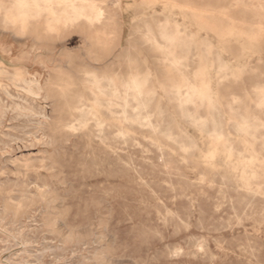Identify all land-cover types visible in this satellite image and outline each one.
Instances as JSON below:
<instances>
[{"label": "rangeland", "instance_id": "374dc122", "mask_svg": "<svg viewBox=\"0 0 264 264\" xmlns=\"http://www.w3.org/2000/svg\"><path fill=\"white\" fill-rule=\"evenodd\" d=\"M129 1L132 5H130ZM139 1L140 0H122L123 12L120 18L122 29L121 44L106 58L98 51L96 55L103 60L96 63L90 62V60L87 59L88 57L85 55V52L88 46L83 43L82 38L78 34H62L60 37H54L52 40L47 41L49 47L47 52L41 54L40 51H32V39L28 38L26 34H16L13 29L5 30L1 23L3 17L0 15V135L2 136H0V143H3V145L5 144L4 146L0 144V148L2 149L0 150V167H3L0 168V264H264V194L256 193V196L254 194L253 198V193L239 185L242 184L239 178V172L230 169L231 167H229L228 163L225 161V156L221 152L218 151L212 159L208 158L209 156H207L206 153L208 148H211L214 141L209 135L210 125H208L206 129H200L196 126L195 128L189 121L184 120L179 115L175 104L166 98L163 91H159L160 88L157 87L156 82V90L158 94L162 96L160 108H162L163 112L159 114V108L156 107L157 99H152L149 110L155 113H153L152 116V120H154L153 124L156 127L155 130H151L147 125L143 124L126 123L124 127L130 131L132 137L130 136V138L127 139L128 141L126 140V142H123L118 137L119 140L116 139L114 127V129L112 128L113 130H110L111 133L108 135L109 142L112 146V151L109 152L103 151L96 140L92 147L89 148L87 147L85 137L72 135L71 132H65L59 129L72 115L76 114L72 107L75 102L72 94H66L64 96L51 94L50 96H46L43 92L35 95L25 90L30 78L32 79L39 75L42 76L41 83L45 86L49 80L54 79L55 71L61 67L71 68L73 70V80L78 79L83 69L91 68L92 66H95L98 72H114L117 73L118 76L121 75L122 77H126L131 68L129 67V63H126L123 59L117 62V56L124 49H128L130 57L137 61L136 67L139 68V71H143L145 67L149 68L156 81L168 83L170 77L179 80L180 77L178 74H166V67L159 65L157 54L150 51L147 46L143 45L140 41V35L143 34L145 30V22L150 21L155 14L157 16H163L161 6L157 5V9H153L146 4H140L142 1ZM225 1L178 0V5L175 7V9H178L175 10L173 8L172 13L169 14V18L177 22L180 27L183 26L182 28H185L189 34L193 35L194 39L196 38V53H200L199 50L202 47L200 41L206 40L211 43L213 52H217L220 58L226 61L224 63L229 64L228 67L230 71H235L242 66H246L247 68L238 76L236 79L238 81L231 79V77L223 81V79H218V76H220V73L218 74L216 70L218 62H214L215 60L213 59L215 56L213 53L208 54L209 56L206 55L207 57L205 56V62H199L198 58H196L197 56H193L191 61L189 59L186 61V70L184 68L182 69L185 71L184 75L186 78H189L188 81L198 84L200 78L198 70L204 65L206 66L205 70L207 72V77L210 79L211 88L214 89V92H217L218 101L224 103L236 97L242 100L248 109H252L253 87L259 83L264 84V34H262L261 40L259 39L258 42L252 43L246 41L245 36H242V38H240L241 40H235L233 35H236L234 33L238 30L235 28H245L242 25L240 26L243 20L248 23H264V13L259 11L261 15H256L253 11V9H255L254 7H241L240 3L242 0ZM243 1L246 2L245 4L254 3L257 5L259 3L264 5V0ZM138 5L141 6L139 7ZM187 6L188 9L190 8L189 10ZM221 7L222 9H220ZM238 7L240 9H237ZM204 8L207 9L205 10ZM211 9L214 10L212 11ZM204 10L205 12L203 13ZM203 15L206 17L203 18ZM210 17L213 18L211 19ZM181 19H183V21ZM212 20L217 22L215 23ZM235 21L236 23L238 22L237 24L239 26ZM205 22L208 23L206 24ZM212 22L215 25L214 27L210 26ZM231 22L236 24L235 28H233L231 24L228 25ZM194 23L197 24L195 25ZM205 25H207L206 28ZM217 26L225 29L223 31V29L218 27L220 31L222 30L224 32L223 37L219 38L218 34H216L218 32L217 30H219L216 28ZM229 29L231 31L234 30L231 33L232 35L227 32L225 33V31H230ZM221 38L225 39L222 40ZM219 45H221V47ZM241 47H243V50H241ZM210 68L212 69L210 70ZM186 73H188V75H186ZM66 77L67 75L65 74L61 76L62 79H66ZM220 80H222V82ZM217 82L221 85L219 86ZM212 85L214 87H212ZM156 109H158V111ZM192 109L191 106L187 107V110ZM169 113H171L172 116ZM259 113L264 119V112L260 111ZM199 114H205L203 108L199 109ZM224 116L223 117L227 119V115ZM34 117H36V119ZM11 120L13 121L11 122ZM145 127L147 129H145ZM226 128L227 127L224 126V131H228V128ZM17 130H20V132ZM167 131L170 132L169 134L172 136L171 139H166L164 136V134L168 133ZM261 131L262 130L259 132ZM34 134L36 135L34 136ZM157 134L161 135L158 136ZM199 136H201L200 139ZM233 139H235V137H233ZM165 140H167V142ZM114 142L117 146H115ZM187 142H189V144ZM157 144L160 147H158ZM181 146L187 147L188 153L185 152ZM237 147H240V145H237ZM193 148L195 149L193 150ZM218 148L221 150L220 145ZM156 149L159 151L156 152ZM144 151L148 152L145 153ZM262 151L259 156L261 157L260 160H262L261 164L264 166V150ZM200 153H202V155ZM36 154L38 155L36 156ZM203 156L204 159L202 158ZM237 157L238 155H235L232 158L236 159ZM81 158L82 160H80ZM91 159L94 160L92 161ZM205 159L207 161L208 159L210 160L206 162ZM17 162L20 164H17ZM209 162L212 163L213 166H210L208 164ZM160 163L163 164V169ZM139 165L141 166V170ZM263 166H260L261 169L259 168V171L264 174ZM206 167H209L208 170ZM225 167L226 169L229 167V169H227L229 172L226 171ZM212 168L214 171L216 168V172H214ZM124 169L127 171H124ZM176 172H181V174ZM158 175H161V177ZM213 177L215 179L218 178L215 180ZM218 179L220 184L217 183ZM226 179L229 181V184ZM237 179H239V181ZM262 180L264 181L263 176L259 181ZM183 181L187 185H185ZM8 183H10V185ZM147 184L149 185L146 186ZM153 185H155V187ZM214 186L218 187L216 188ZM262 187L264 189V184ZM236 192L240 193L237 194ZM233 194L235 196L238 195V198H234ZM41 199H43V201ZM236 200L238 201L235 202ZM53 201H55L54 204ZM233 201L237 203V206L236 204L233 205ZM239 202H242V205H240ZM228 207L231 210H229ZM245 210L248 211L246 212ZM148 222H150V224ZM172 225L174 227H172ZM144 227L147 229L146 231ZM172 231H174V233Z\"/></svg>", "mask_w": 264, "mask_h": 264}, {"label": "bare ground", "instance_id": "6f19581e", "mask_svg": "<svg viewBox=\"0 0 264 264\" xmlns=\"http://www.w3.org/2000/svg\"><path fill=\"white\" fill-rule=\"evenodd\" d=\"M128 1V0H127ZM142 3L150 8H156L157 5L161 6L163 16H153L150 21H146L144 25V33L140 35V41L143 45L157 54V60L166 67V74L179 75V80L172 77L168 79V83L158 82L153 78V74L149 68L145 67L143 71H139L136 67V60L132 59L129 55V50L124 49L117 56V62L125 61L129 63L130 71H128L126 77L118 76L117 73L110 72H98L95 66L91 68H85L82 70L77 80L72 79L73 70L71 68H60L55 71L53 80H49L48 83L43 86L41 83L42 76L30 78L27 82L25 90L31 94L45 93L46 96L51 94H58L64 96L66 94H72L75 100L73 111L76 114L72 115L70 119L63 123L59 129L65 132H71L72 135H80L85 137L87 147L91 148L94 141L101 146L105 152L112 151V146L109 142L108 135L110 130L115 127L116 139L120 138L121 141L126 142L130 138V131L124 127L126 123H137L147 125L151 130H155L152 120L153 113L149 110L152 99L156 98V107L159 108V114H161L162 108H160L162 96L158 94L155 86L159 87V91H163L166 98L175 104L179 115L189 121L194 127L203 129L210 125L209 135L214 139L211 148H208L206 153L208 158L221 152L225 157V161L228 163L231 170L239 172V178L246 190L253 193L264 194L262 185L264 181H259L263 173H260L259 168L263 166L262 160H260V152L264 150V119L259 115L260 111L264 112V84L259 83L253 87V108L248 109L242 100L233 97L230 100L221 103L217 100V92H214L211 88L210 79L207 77V72L203 64L198 70L200 76L199 83H190L182 69L186 68V61H191L193 56H197L199 62H205L206 55L213 53L215 58L214 62H218L217 71L220 76L218 79L227 80L228 77L236 80L238 76L243 73L247 68L242 66L235 71H230L224 60L220 58L217 52H213L212 45L209 41H200L201 48L200 53H196V38L189 34V32L180 27L177 22L169 18V14L172 13L173 8L177 7L178 0H140ZM139 1V2H140ZM183 1V0H182ZM222 1V0H220ZM225 1V0H224ZM251 0H248L250 2ZM226 2V1H225ZM232 2V1H231ZM128 3V2H126ZM130 3V1H129ZM138 3V2H137ZM222 3V2H221ZM228 3V1H227ZM245 1H241V7H254L253 11L256 15L261 12L264 13V5L254 3L245 4ZM263 3V2H262ZM130 5H132L130 3ZM137 5V4H136ZM186 5V4H185ZM225 5V4H224ZM235 5V4H234ZM139 6V5H138ZM141 6V5H140ZM139 6V7H140ZM192 6V5H191ZM208 6V5H207ZM126 7V6H125ZM143 7V6H142ZM145 7V6H144ZM186 7V6H185ZM128 8V7H127ZM133 8V7H132ZM149 8V9H150ZM209 8V7H208ZM233 8V7H231ZM235 8V7H234ZM157 9V8H156ZM178 9V8H177ZM175 9V10H177ZM182 9V8H181ZM188 9V6H187ZM190 9V8H189ZM188 9V10H189ZM192 9V8H191ZM199 9V8H198ZM202 9V8H201ZM205 10L207 8H204ZM219 9V8H218ZM222 9V7L220 8ZM219 9V10H220ZM230 9V8H229ZM236 9V8H235ZM237 9H240L239 7ZM180 10V9H179ZM184 10V9H183ZM195 10V9H193ZM192 10V11H193ZM203 11V13L205 12ZM210 10V9H209ZM212 10V9H211ZM214 10V9H213ZM212 10V11H213ZM227 10V8H226ZM234 10V9H233ZM151 11V10H150ZM201 11V10H200ZM123 12L122 0H0V15H2V25L5 30L13 29L16 34H26L28 38L32 39V51H40V53L47 52V41L52 40L54 37H60L62 34H78L83 43L88 46L85 55L90 62H99L103 60L99 58L96 53L99 51L103 54V57H109L114 49H117L121 44V15ZM131 12V11H129ZM147 12V11H146ZM152 12V11H151ZM157 12V10H156ZM221 12V10H220ZM125 13V11H124ZM142 13V12H141ZM179 13V11H178ZM196 13V12H194ZM211 13V12H210ZM209 13V14H210ZM216 13V12H215ZM219 13V12H218ZM226 13V12H224ZM222 13V14H224ZM127 14V13H126ZM133 14V12H132ZM159 14V13H157ZM182 14V13H181ZM198 14V13H197ZM212 14V13H211ZM214 14V13H213ZM221 14V13H220ZM161 15V14H160ZM177 15V14H176ZM195 15V14H194ZM202 15V14H201ZM207 15V14H206ZM138 16V15H135ZM134 16V17H135ZM172 16V15H171ZM180 16V15H179ZM188 16V15H187ZM191 16V15H190ZM200 16V15H199ZM210 16V15H209ZM215 16V15H214ZM127 17V16H126ZM142 17V16H141ZM145 17V16H144ZM143 17V18H144ZM181 17V16H180ZM206 17L203 15V18ZM221 17V16H220ZM209 18V17H208ZM211 18V17H210ZM213 18V17H212ZM211 18V19H212ZM223 18V17H222ZM187 19V18H186ZM202 19V17H201ZM228 19V18H227ZM137 20V19H136ZM183 21V19H181ZM193 20V19H192ZM195 20V19H194ZM218 20V19H217ZM220 20V19H219ZM225 20V19H223ZM138 21V20H137ZM180 21V20H179ZM198 21V20H197ZM200 21V19H199ZM203 21V20H202ZM205 21V20H204ZM208 21V20H207ZM213 21V20H212ZM228 21V20H227ZM226 21V22H227ZM129 22V21H128ZM134 22V20H133ZM132 22V23H133ZM193 22V21H192ZM215 22V21H213ZM210 26L214 27V23ZM217 22V21H216ZM215 22V23H216ZM225 22V23H226ZM188 23V21H187ZM200 23V22H199ZM202 23V22H201ZM206 23V22H205ZM208 23V22H207ZM206 23V24H207ZM228 23V22H227ZM226 23V24H227ZM236 23V21H235ZM229 23L233 28L238 23ZM138 24V23H137ZM195 24V23H194ZM197 24V23H196ZM195 24V25H196ZM204 24V23H203ZM220 25V23L218 22ZM141 25V24H140ZM194 25V26H195ZM217 25V24H216ZM238 25V24H237ZM245 28H235L236 35H233L236 39L245 36V40L249 43L258 42L261 40L262 34H264V23L261 22H246L242 21L240 26ZM198 26V25H197ZM203 26V25H201ZM207 25H205L206 28ZM239 26V25H238ZM237 26V27H238ZM217 26V29H223V27ZM228 27V26H227ZM136 28V27H135ZM196 28V27H194ZM197 29V28H196ZM201 29V28H199ZM209 29V28H208ZM217 30L218 37L224 36V30ZM227 29V28H226ZM198 30V29H197ZM203 30V29H201ZM211 30V28H210ZM209 30V31H210ZM230 30V29H229ZM139 31V30H138ZM190 31V30H189ZM200 31V30H198ZM204 31V30H203ZM234 30L225 31L231 34ZM134 32V31H133ZM140 32V31H139ZM195 32V31H194ZM207 32V31H206ZM197 33V32H195ZM204 33V32H203ZM214 33V32H213ZM199 34V33H198ZM220 35V36H219ZM232 35V34H231ZM230 35V36H231ZM205 36V35H204ZM203 36V37H204ZM217 36V35H216ZM226 36V34H225ZM229 36V35H228ZM196 37V34H195ZM206 37V36H205ZM127 38V37H126ZM208 38V37H207ZM227 38V37H226ZM232 38V37H231ZM230 38V39H231ZM222 39V38H221ZM225 39V38H224ZM222 39V40H224ZM229 39V37H228ZM244 39V38H243ZM16 40V39H15ZM218 40V39H217ZM221 40V41H222ZM241 40V39H240ZM244 40V41H245ZM220 41V39H219ZM232 41V40H231ZM239 41V40H238ZM243 42V41H242ZM222 43V42H221ZM237 43V42H236ZM247 43V42H246ZM127 44V42H126ZM224 44V43H222ZM228 44V43H226ZM244 44V43H243ZM257 44V43H256ZM230 45V44H229ZM221 47V45H219ZM228 46V45H227ZM245 46V45H244ZM224 47V45H223ZM238 47V46H237ZM137 49V48H136ZM223 49V48H221ZM135 50V49H134ZM218 50V49H217ZM243 50V47H241ZM144 52V51H143ZM248 52V51H246ZM259 52V51H258ZM139 53V52H138ZM223 53V51H222ZM68 54V53H67ZM72 54V53H70ZM144 54V53H143ZM229 54V53H228ZM255 55V54H254ZM137 56V55H136ZM147 56V55H146ZM206 56V57H205ZM209 56V55H208ZM213 56V55H212ZM147 58V57H146ZM233 58V57H232ZM244 58V57H242ZM152 59V58H151ZM237 59V58H236ZM241 59V58H240ZM156 60V59H155ZM195 60V59H194ZM209 60V59H208ZM43 62V61H40ZM65 62V61H64ZM145 62V60H144ZM209 62V61H208ZM123 63V62H122ZM156 63V62H155ZM192 63V62H191ZM83 64V63H82ZM81 64V65H82ZM140 64V63H139ZM151 64V63H150ZM158 64V63H157ZM193 64V63H192ZM197 64V62H196ZM233 64V63H232ZM149 65V64H147ZM211 65V64H209ZM234 65V64H233ZM192 66V65H191ZM190 66V67H191ZM196 66V65H195ZM128 67V66H127ZM149 67V66H148ZM193 67V66H192ZM191 67V68H192ZM124 68V66H123ZM133 68V69H132ZM151 68V67H150ZM195 68V67H193ZM5 69V67H4ZM25 69V68H24ZM209 69V68H208ZM212 68H210L211 70ZM214 69V68H213ZM118 70V69H117ZM125 70V69H124ZM153 70V68H152ZM186 70V69H185ZM192 70V69H191ZM251 70V69H250ZM119 71V70H118ZM188 71V70H187ZM196 71V70H195ZM194 71V72H195ZM216 71V72H217ZM126 72V71H124ZM222 72V74H221ZM163 73V72H162ZM175 73V74H174ZM209 73V72H208ZM213 73V72H212ZM2 74V73H1ZM67 75L66 79H62V75ZM126 74V73H125ZM164 74V73H163ZM191 74V73H190ZM194 74V73H192ZM210 74V73H209ZM3 75V74H2ZM34 75V74H33ZM51 75V74H49ZM188 75V73H186ZM211 75V74H210ZM8 76V75H7ZM190 76V75H189ZM214 76V75H213ZM65 77V76H64ZM164 77V76H163ZM168 77V76H167ZM217 77V76H216ZM215 78V77H214ZM241 78V77H240ZM166 79V78H165ZM191 80V79H190ZM193 80V79H192ZM215 80V79H214ZM11 81V80H10ZM222 82V80H220ZM238 81V80H236ZM26 82V81H25ZM196 82V81H195ZM241 82V81H240ZM216 83V82H215ZM218 83V82H217ZM15 84V83H14ZM20 84V83H19ZM214 84V83H212ZM228 84V83H227ZM235 84V83H234ZM242 84V82H241ZM16 85V84H15ZM18 85V84H17ZM219 85V83H218ZM221 85V84H220ZM219 85V86H220ZM233 85V84H232ZM244 85V84H243ZM212 87H214L212 85ZM243 87V86H242ZM24 88V87H23ZM21 89V88H20ZM216 90V89H215ZM3 91V90H2ZM217 91V90H216ZM5 92V91H4ZM25 92V91H24ZM248 92V91H247ZM162 93V92H161ZM250 94V95H251ZM18 95V94H17ZM4 96V95H3ZM20 96V95H19ZM22 96V95H21ZM31 96V95H30ZM163 96V97H165ZM7 97V96H6ZM12 98V97H11ZM10 98V99H11ZM164 98V99H166ZM222 98V97H221ZM230 98V97H229ZM247 98V94H246ZM4 99V98H3ZM7 99V98H6ZM13 99V98H12ZM11 99V100H12ZM26 99V98H25ZM23 99V100H25ZM19 100V99H18ZM163 100V99H162ZM245 100V99H244ZM16 101V100H15ZM70 101V100H69ZM73 101V99H72ZM23 102V101H22ZM10 103V101H9ZM164 103V102H163ZM167 103V100H166ZM25 104V103H24ZM27 104V103H26ZM155 104V103H154ZM13 106V105H12ZM11 106V107H12ZM154 106V105H153ZM169 106V103H168ZM191 106L192 110H187V107ZM8 107V106H7ZM67 107V106H66ZM10 108V106H9ZM169 108V107H168ZM203 108L205 114L200 115L199 109ZM43 109V108H42ZM166 109V108H165ZM171 109V108H170ZM14 110V109H13ZM51 110V109H50ZM158 111V109H156ZM6 111V110H5ZM19 111V110H18ZM24 111V109H23ZM10 112V111H9ZM16 112V111H15ZM28 112V111H27ZM71 112V111H70ZM156 112V111H155ZM171 112V111H170ZM14 113V112H13ZM17 113V112H16ZM20 113V112H19ZM23 113V112H22ZM173 113V112H172ZM11 114V113H10ZM24 114V113H23ZM21 114V115H23ZM132 114V116H131ZM155 114V113H154ZM158 114V113H157ZM171 115V113H169ZM175 114V113H174ZM18 115V114H17ZM26 115V113H25ZM31 115V114H30ZM227 115V119L224 118ZM34 116V115H33ZM159 116V115H158ZM172 116V115H171ZM224 116V117H223ZM17 117V116H16ZM30 117V116H29ZM155 117V116H154ZM36 119V117H34ZM33 118V119H34ZM156 118V117H155ZM160 118V117H159ZM169 118V117H168ZM174 118V117H173ZM12 119V118H11ZM43 119V118H42ZM161 119V118H160ZM1 120V119H0ZM18 120V119H16ZM180 120V119H179ZM178 120V121H179ZM13 120H11L12 122ZM19 121V120H18ZM24 121V120H23ZM32 121V120H31ZM157 121V120H156ZM1 122V121H0ZM30 122V119H29ZM36 122V121H35ZM45 122V121H44ZM24 123V122H23ZM173 123V122H172ZM179 123V122H177ZM7 124V123H6ZM37 124V123H36ZM39 124V123H38ZM42 124V123H41ZM156 124V123H155ZM161 124V122H160ZM166 124V123H165ZM175 124V123H174ZM190 124V125H191ZM19 125V124H18ZM23 125V124H22ZM179 125V124H178ZM7 126V125H6ZM9 126V125H8ZM13 126V125H12ZM17 126V125H15ZM34 126V125H33ZM132 126V124H131ZM137 126V125H136ZM157 126V125H156ZM176 126V125H175ZM185 126V125H184ZM224 126L228 128V131H224ZM29 127V126H28ZM143 127V126H142ZM181 127V126H180ZM191 127V126H190ZM195 127V128H196ZM13 128V127H12ZM34 128V127H33ZM139 128V126H138ZM141 128V127H140ZM226 128V129H227ZM25 129V128H24ZM32 129V128H31ZM112 129V130H113ZM145 129H147L145 127ZM181 129V128H180ZM7 130V129H6ZM21 130V129H20ZM20 130L18 132H20ZM23 130V129H22ZM27 130V129H25ZM169 130V128H168ZM177 130V129H176ZM262 130L261 132H259ZM5 131V130H4ZM15 131V130H14ZM38 131V130H37ZM132 131V129H131ZM159 131V130H158ZM166 131V129H165ZM186 131V130H185ZM204 131V130H203ZM7 132V131H6ZM13 132V131H12ZM22 132V131H21ZM29 132V131H28ZM42 132V131H39ZM152 132V131H151ZM164 132V131H163ZM168 132V131H167ZM178 132V131H177ZM194 132V131H193ZM15 133V132H13ZM37 133V132H36ZM43 133V132H42ZM157 133V132H156ZM170 132L164 134V136L171 139ZM187 133V131H186ZM204 133V132H203ZM2 134V133H1ZM138 134V133H137ZM178 134V133H177ZM193 134V133H192ZM36 134H34L35 136ZM112 135V134H111ZM114 135V136H115ZM134 135V134H133ZM158 135V134H157ZM161 135V134H160ZM158 135V136H160ZM179 135V134H178ZM195 135V133H194ZM193 135V136H194ZM201 135V133H200ZM1 136V135H0ZM7 136V135H6ZM13 136V135H12ZM136 136V135H134ZM186 136V135H185ZM207 136V135H206ZM2 137V136H1ZM32 137V136H31ZM118 137V138H117ZM132 137V136H131ZM152 137V136H151ZM179 137V136H178ZM177 137V138H178ZM201 136H199L200 139ZM205 137V136H204ZM235 137V139H233ZM12 138V137H11ZM19 138V136H18ZM22 138V137H21ZM50 138V137H49ZM155 138V137H154ZM174 138V137H173ZM185 138V137H184ZM187 138V137H186ZM192 138V137H191ZM208 138V137H207ZM112 139V137H111ZM114 139V138H113ZM165 139V138H164ZM198 139V138H197ZM14 140V139H13ZM18 140V139H17ZM25 140V139H24ZM43 140V139H42ZM115 140V139H114ZM119 140V139H118ZM130 140V139H129ZM143 140V139H142ZM141 140V141H142ZM147 140V139H146ZM175 140V139H174ZM183 140V139H182ZM190 140V139H189ZM196 140V139H195ZM8 141V140H6ZM19 141V140H18ZM27 141V140H26ZM34 141V140H33ZM41 141V140H40ZM128 141V140H127ZM131 141V140H130ZM145 141V139H144ZM143 141V142H144ZM167 142V140H165ZM204 141V140H203ZM202 141V142H203ZM210 141V139H209ZM1 142V141H0ZM5 142V141H4ZM17 142V141H16ZM117 142V141H116ZM159 142V141H158ZM171 142V141H170ZM179 142V140H178ZM185 142V141H183ZM66 143V142H65ZM113 143V141H112ZM115 143V142H114ZM119 143V142H118ZM145 143V142H144ZM154 143V142H151ZM169 143V142H168ZM177 143V141H176ZM189 144V142H187ZM186 143V145H187ZM200 143V142H199ZM204 143V142H203ZM202 143V144H203ZM206 143V142H205ZM1 144V143H0ZM16 144V143H15ZM63 144V143H62ZM72 144V143H71ZM123 144V143H122ZM132 144V143H131ZM134 144V143H133ZM137 144V143H135ZM3 145V143L1 144ZM5 145V144H4ZM3 145V146H4ZM9 145V144H8ZM44 145V144H43ZM151 145V144H150ZM173 145V144H172ZM198 145V144H197ZM221 146L219 150L218 146ZM240 145V147H237ZM258 145V146H256ZM11 146V145H10ZM115 146L116 143H115ZM119 146V145H118ZM122 146V145H121ZM125 147V145L123 144ZM132 146V145H131ZM138 146V145H137ZM158 147H160L157 144ZM176 146V145H175ZM192 146V145H191ZM190 146V147H191ZM202 146V145H201ZM22 147V146H21ZM120 147V146H119ZM157 147V148H158ZM177 147V146H176ZM182 149L187 152L188 148L181 146ZM189 147V146H188ZM194 147V146H193ZM206 147V146H205ZM208 147V145H207ZM206 147V149H207ZM210 147V146H209ZM258 147V148H257ZM24 148V147H23ZM140 148V147H139ZM138 148V151H139ZM178 148V147H177ZM5 149V148H4ZM88 149V148H87ZM125 149V148H124ZM134 149V146H133ZM160 149V148H159ZM165 149V148H164ZM180 149V148H179ZM195 148H193L194 150ZM0 150H2L0 148ZM57 150V149H56ZM116 150V149H114ZM144 150V149H141ZM166 150V149H165ZM178 150V149H177ZM182 150V151H183ZM19 151V150H17ZM39 151V150H38ZM71 151V150H70ZM159 151L156 149V152ZM170 151V150H169ZM191 151V150H189ZM203 151V150H202ZM10 152V151H9ZM67 152V151H66ZM118 152V151H117ZM134 152V151H133ZM145 152V151H144ZM148 152V151H146ZM145 152V153H146ZM162 152V151H161ZM166 152V151H165ZM195 152V151H194ZM200 152V151H198ZM206 152V151H205ZM263 152V151H262ZM4 153V152H3ZM55 153V152H54ZM171 153V152H170ZM174 153V152H173ZM172 153V154H173ZM183 153V152H182ZM188 153V152H187ZM106 154V153H105ZM110 154V153H109ZM113 154V153H112ZM122 154V152H121ZM124 154V153H123ZM149 154V153H148ZM164 154V151H163ZM202 155V153H200ZM263 154V153H262ZM30 155V154H29ZM38 154H36L37 156ZM140 155V154H139ZM146 155V154H145ZM150 155V154H149ZM152 155V154H151ZM160 155V154H159ZM166 155V154H165ZM175 155V154H174ZM194 155V154H193ZM204 155V154H203ZM205 155V156H206ZM238 157L236 159L233 156ZM31 156V155H30ZM115 156V154H114ZM147 156V155H146ZM168 156V155H167ZM173 156V155H171ZM196 156V155H195ZM206 156V157H207ZM5 157V156H4ZM8 157V155H7ZM200 157V156H199ZM205 157V158H206ZM29 158V157H28ZM33 158V157H32ZM41 158V157H40ZM67 158V157H66ZM78 158V156H77ZM132 158V156H131ZM162 158V156H161ZM171 158V157H170ZM178 158V157H177ZM176 158V159H177ZM204 159V156L202 157ZM219 158V157H218ZM88 159V158H87ZM118 159V158H117ZM138 159V158H137ZM160 159V158H159ZM173 159V158H172ZM179 159V158H178ZM177 159V160H178ZM202 159V160H203ZM208 159V161L210 160ZM215 159V158H214ZM263 159V158H262ZM13 160V159H12ZM21 160V159H20ZM23 160V159H22ZM82 160V158L80 159ZM92 160V159H91ZM94 160V159H93ZM92 160V161H93ZM164 160V158H163ZM167 160V159H166ZM192 160V159H191ZM194 160V159H193ZM198 160V159H197ZM201 160V159H200ZM224 160V159H223ZM16 161V160H15ZM133 161V159H132ZM139 161V160H138ZM137 161V162H138ZM160 161V160H159ZM158 161V162H159ZM168 161V160H167ZM174 161V160H173ZM182 161V159H181ZM180 161V162H181ZM184 161V160H183ZM196 161V160H195ZM206 162H208L205 159ZM264 161V160H263ZM10 162V161H9ZM85 162V161H84ZM87 162V160H86ZM106 162V161H105ZM119 162V161H118ZM141 162V161H140ZM172 162V161H171ZM185 162V161H184ZM188 162V161H186ZM203 162V161H202ZM213 162V161H212ZM11 163V162H10ZM19 162H17L18 164ZM130 163V162H129ZM146 163V162H145ZM176 163V162H175ZM205 163V162H204ZM218 163V161H217ZM20 164V163H19ZM23 164V163H22ZM83 164V163H82ZM90 164V161H89ZM95 164V163H94ZM102 164V163H101ZM100 164V165H101ZM119 164V163H118ZM125 164V163H124ZM137 164V163H136ZM135 164V165H136ZM139 164V162H138ZM148 164V163H147ZM162 164V163H160ZM172 164V163H171ZM193 164V162H192ZM201 164V162H200ZM213 166L212 163H208ZM220 164V163H219ZM218 164V165H219ZM48 165V164H47ZM77 165V164H76ZM131 165V164H130ZM169 165V164H168ZM178 165V164H177ZM182 165V163H181ZM184 165V164H183ZM187 165V164H186ZM207 165V164H206ZM227 165V166H228ZM4 166V165H3ZM92 166V165H91ZM113 166V165H112ZM132 166V165H131ZM140 166V165H139ZM149 166V165H147ZM175 166V165H174ZM5 167V166H4ZM72 167V165H71ZM107 167V166H106ZM119 167V166H118ZM133 167V166H132ZM157 167V166H155ZM201 167V166H200ZM205 167V166H204ZM229 167L227 169H229ZM264 167V166H263ZM3 168V167H0ZM80 168V167H79ZM95 168V167H94ZM120 168V167H119ZM134 168V167H133ZM158 168V167H157ZM162 164V169H163ZM203 168V167H202ZM201 168V169H202ZM207 168V167H206ZM209 168V167H208ZM207 168V170H208ZM211 168V167H210ZM214 168V167H213ZM212 170L214 171V169ZM217 168V167H216ZM216 168L215 171L216 172ZM30 169V168H29ZM32 169V168H31ZM89 169V167H88ZM123 169V168H122ZM127 169V168H125ZM124 171H127L125 170ZM151 169V167H150ZM224 169V168H223ZM226 169V167H225ZM229 172V170H227ZM261 169V168H260ZM70 170V169H69ZM139 170V169H138ZM141 170V166H140ZM157 170V169H156ZM170 170V169H169ZM187 170V169H185ZM203 170V169H202ZM205 170V169H204ZM230 170V172H231ZM84 171V169H83ZM101 171V169H100ZM117 171V169H116ZM123 171V172H124ZM144 171V168H143ZM154 171V170H153ZM163 171V170H160ZM173 171V170H172ZM177 171V170H176ZM221 171V170H220ZM223 171V170H222ZM106 172V171H105ZM121 172V171H120ZM119 172V173H120ZM134 172V171H133ZM140 172V171H139ZM138 172V173H139ZM155 172V171H154ZM175 172V171H174ZM210 172V171H209ZM80 173V172H79ZM95 173V172H94ZM141 173V172H140ZM143 173V172H142ZM151 173V172H150ZM153 173V172H152ZM156 173V172H155ZM165 173V172H164ZM180 173L181 172H176ZM212 173V172H211ZM5 174V173H4ZM82 174V173H81ZM80 174V175H81ZM146 174V173H145ZM169 174V173H168ZM219 174V172H218ZM222 174V173H221ZM220 174V175H221ZM228 174V173H227ZM235 174V173H234ZM13 175V174H12ZM17 175V174H16ZM140 175V174H139ZM143 175V174H142ZM150 175V174H149ZM205 175V174H204ZM212 175V174H211ZM225 175V173H224ZM231 175V174H230ZM233 175V174H232ZM3 176V175H2ZM10 176V175H9ZM20 176V175H19ZM39 176V175H38ZM70 176V175H69ZM87 176V173H86ZM161 177V175H158ZM156 176V177H158ZM168 176V175H167ZM182 176V175H181ZM7 177V176H6ZM11 177V176H10ZM40 177V176H39ZM169 177V176H168ZM202 177V176H201ZM208 177V174H207ZM212 177V176H211ZM216 177V176H214ZM213 177V178H214ZM18 178V177H17ZM23 178V176H22ZM175 178V177H174ZM173 178V179H174ZM180 178V177H179ZM186 178V177H185ZM197 178V177H196ZM210 178V177H209ZM211 178V179H213ZM218 178V177H217ZM216 178V179H217ZM225 178V177H224ZM236 178V177H235ZM16 179V178H15ZM74 179V178H73ZM82 179V177H81ZM171 179V178H170ZM215 179V178H214ZM215 179V180H216ZM232 179V178H231ZM230 179V180H231ZM19 180V179H18ZM168 180V179H167ZM198 180V179H197ZM200 180V178H199ZM204 180V179H203ZM234 180V179H233ZM239 181V179H237ZM17 181V180H16ZM26 181V180H25ZM36 181V180H35ZM34 181V182H35ZM106 181V180H105ZM169 181V180H168ZM210 181V180H209ZM219 179L217 180V183ZM221 181V180H220ZM226 181H228L226 179ZM225 181V183H226ZM4 182V181H2ZM8 182V181H7ZM21 182V181H20ZM23 182V181H22ZM142 182V181H141ZM149 182V181H148ZM157 182V181H156ZM184 182V181H183ZM188 182V181H186ZM191 182V181H190ZM216 182V181H215ZM6 183V182H5ZM4 183V184H5ZM16 183V182H15ZM28 183V182H27ZM85 183V182H84ZM143 183V182H142ZM141 183V184H142ZM152 183V182H151ZM154 183V181H153ZM161 183V182H160ZM159 183V184H160ZM175 183V182H174ZM181 183V182H180ZM194 183V182H193ZM198 183V182H197ZM196 183V184H197ZM207 183V182H206ZM223 183V182H222ZM221 183V184H222ZM224 183V184H225ZM231 183V182H230ZM10 185V183H8ZM12 184V181H11ZM14 184V182H13ZM22 184V183H21ZM39 184V183H37ZM157 184V185H159ZM182 184V183H181ZM185 184V182H184ZM203 184V183H202ZM220 184V183H219ZM229 184V181H228ZM6 185V184H5ZM20 185V184H19ZM40 185V184H39ZM50 185V184H49ZM75 185V184H74ZM147 184L146 186H148ZM156 185V184H155ZM155 185H153L155 187ZM161 185V184H160ZM170 185V184H169ZM177 185V184H175ZM187 185V184H185ZM193 185V184H192ZM195 185V184H194ZM204 185V184H203ZM202 185V186H203ZM210 185V184H208ZM226 185V184H225ZM22 186V185H21ZM42 186V185H41ZM40 186V187H41ZM76 186V185H75ZM145 186V185H144ZM165 186V185H163ZM168 186V185H167ZM166 186V187H167ZM189 186V185H188ZM201 186V185H200ZM213 186V184H212ZM227 186V185H226ZM231 186V185H230ZM6 187V186H5ZM43 187V186H42ZM55 187V186H54ZM152 187V186H151ZM190 187V186H189ZM194 187V186H193ZM198 187V186H197ZM204 187V186H203ZM202 187V188H203ZM206 187V185H205ZM216 187V186H214ZM218 187V186H217ZM216 187V188H217ZM232 187V186H231ZM32 188V187H31ZM35 188V187H34ZM141 188V187H140ZM148 188V187H147ZM208 188V186H207ZM221 188V187H220ZM236 188V187H234ZM27 189V188H26ZM46 189V188H45ZM57 189V188H56ZM60 189V188H59ZM87 189V188H86ZM167 189V188H166ZM170 189V188H169ZM168 189V190H169ZM179 189V187H178ZM182 189V188H181ZM180 189V190H181ZM185 189V186H184ZM188 189V188H187ZM191 189V188H190ZM210 189V187H209ZM222 189V188H221ZM21 190V189H20ZM28 190V189H27ZM24 190V191H27ZM30 190V189H29ZM95 190V189H94ZM162 190V189H159ZM227 190V189H226ZM233 190V189H232ZM17 191V190H16ZM88 191V190H87ZM91 191V190H90ZM163 191V190H162ZM210 191V190H209ZM228 191V190H227ZM230 191V190H229ZM234 191V190H233ZM243 191V190H242ZM28 192V191H27ZM30 192V191H29ZM166 192V191H165ZM171 192V189H170ZM186 192V191H185ZM184 192V194H185ZM19 193V192H18ZM81 193V192H80ZM90 193V192H89ZM180 193V192H178ZM200 193V192H199ZM228 193V192H227ZM237 193V192H236ZM240 193V192H238ZM237 193V194H238ZM35 194V193H34ZM76 194V193H75ZM109 194V193H108ZM171 194V193H170ZM174 194V193H173ZM214 194V192H213ZM244 194V192H243ZM242 194V195H243ZM247 194V193H246ZM12 195V194H10ZM16 195V194H15ZM47 195V194H46ZM110 195V194H109ZM215 195V194H214ZM230 195V194H229ZM234 195V194H233ZM14 196V195H12ZM18 196V195H17ZM31 196V195H30ZM69 196V195H68ZM153 196V195H152ZM183 196V195H182ZM200 196V195H199ZM204 196V195H203ZM219 196V195H218ZM226 196V195H225ZM231 196V195H230ZM238 196V195H237ZM237 196H233L234 198ZM250 196V195H249ZM1 197V196H0ZM16 197V196H14ZM29 197V196H27ZM72 197V196H71ZM77 197V196H76ZM260 197V196H259ZM262 197V196H261ZM30 198V197H29ZM40 198V197H39ZM187 198V197H186ZM210 198V197H209ZM220 198V197H219ZM218 198V199H219ZM227 198V197H226ZM238 198V197H237ZM236 198V199H237ZM247 198V197H246ZM252 198V199H253ZM263 198V197H262ZM20 199V198H19ZM24 199V198H23ZM148 199V198H146ZM153 199V197H152ZM178 199V198H177ZM181 199V198H180ZM179 199V201H180ZM184 199V198H183ZM201 199V198H200ZM203 199V197H202ZM229 199V198H228ZM43 201V199H41ZM204 200V199H203ZM211 200V199H210ZM214 200V199H213ZM244 200V199H243ZM173 201V200H171ZM190 201V200H189ZM207 201V200H206ZM216 201V199H215ZM221 201V200H220ZM236 200L235 202H237ZM245 201V200H244ZM243 201V202H244ZM262 201V200H261ZM264 201V200H263ZM3 202V201H2ZM49 202V201H48ZM52 202V201H51ZM50 202V203H51ZM168 202V201H167ZM170 202V201H169ZM218 202V201H217ZM1 203V202H0ZM55 201H53V204ZM132 203V202H131ZM205 203V201H204ZM234 203V201L232 202ZM240 203V202H239ZM242 203V202H241ZM240 203V205H242ZM161 204V203H160ZM186 204V203H185ZM196 204V203H195ZM206 204V203H205ZM237 206V203L233 205ZM246 204V203H245ZM256 204V203H255ZM14 205V204H13ZM48 205V204H47ZM51 205V204H50ZM189 205V204H187ZM198 205V202H197ZM4 206V205H3ZM161 206V205H160ZM208 206V205H207ZM223 206V205H222ZM244 206V205H243ZM2 207V205H1ZM13 207V206H12ZM39 207V206H38ZM216 207V206H215ZM234 207V206H233ZM40 208V207H39ZM187 208V207H186ZM207 208V207H206ZM238 208V207H237ZM249 208V207H248ZM4 209V208H3ZM212 209V208H211ZM220 209V208H219ZM229 209V207H228ZM258 209V208H257ZM45 210V209H44ZM190 210V209H189ZM210 210V209H209ZM231 210V209H229ZM46 211V210H45ZM184 211V210H183ZM208 211V209H207ZM216 211V209H215ZM218 211V210H217ZM246 211V210H245ZM248 211V210H247ZM246 211V212H247ZM252 211V210H250ZM156 212V211H153ZM229 212V211H228ZM243 212V211H242ZM241 212V213H242ZM55 213V212H54ZM57 213V212H56ZM191 213V212H190ZM209 213V212H207ZM235 213V212H234ZM166 214V213H165ZM164 214V215H165ZM224 214V213H223ZM249 214V213H248ZM263 214V213H262ZM22 215V214H21ZM20 215V216H21ZM243 215V213H242ZM27 216V215H26ZM85 216V214H84ZM94 216V215H92ZM155 216V215H153ZM174 216V215H173ZM207 216V215H206ZM170 217V216H169ZM172 217V216H171ZM175 217V216H174ZM226 217V216H225ZM230 217V216H229ZM233 217V216H232ZM241 217V216H240ZM27 218V217H26ZM161 218V217H160ZM176 218V217H175ZM185 218V216H184ZM188 218V217H187ZM201 218V217H200ZM243 218V217H242ZM152 219V218H151ZM203 219V218H202ZM201 219V220H202ZM205 219V218H204ZM231 219V218H230ZM128 220V218H127ZM142 220V219H141ZM153 220V219H152ZM155 220V219H154ZM163 220V218H162ZM130 222V220H128ZM127 221V222H128ZM188 221V220H187ZM198 221V220H197ZM203 221V220H202ZM126 222V223H127ZM204 222V221H203ZM150 224V222H148ZM180 223V222H178ZM199 223V222H197ZM202 223V222H201ZM218 224V223H217ZM223 224V222H222ZM252 224V223H251ZM256 224V223H254ZM202 225V224H201ZM156 226V224H155ZM219 226V225H218ZM228 226V225H227ZM134 227V226H133ZM172 227H174L172 225ZM197 227V226H196ZM223 227V226H222ZM145 228V227H144ZM143 228V229H144ZM218 228V227H217ZM220 228V227H219ZM135 229V228H134ZM140 229V228H138ZM147 229L145 228V231ZM177 230V229H176ZM136 232V231H135ZM174 233V231H172ZM148 233V231H147ZM153 234V233H152ZM146 235V234H145ZM150 235V233H149ZM134 236V235H133ZM137 236V235H135ZM152 236V235H151ZM211 236V235H210ZM232 236V235H231ZM212 237V236H211ZM157 239V238H156ZM196 239V238H195ZM213 240V239H212ZM246 241V240H245ZM85 242V241H84ZM192 242V241H191ZM214 242V241H213ZM259 242V240H258ZM87 243V242H85ZM187 243V242H186ZM189 243V242H188ZM195 243V242H194ZM137 244V243H136ZM193 245V244H192ZM196 245V244H195ZM77 246V245H75ZM145 246V245H144ZM176 246V245H175ZM186 246V245H185ZM188 246V245H187ZM165 247V246H164ZM65 248V247H64ZM76 248V247H75ZM82 248V247H81ZM66 250V249H62ZM68 250V249H67ZM74 250V249H72ZM171 250V247H170ZM177 250V249H176ZM78 251V250H77ZM73 252V251H72ZM172 252V251H171ZM175 253V252H174ZM179 254V253H178ZM182 254V253H181ZM87 255V254H86ZM99 256V255H97ZM169 256V255H168ZM158 257V256H157ZM193 257V256H192ZM92 258V256H91ZM168 258V257H167ZM174 258V257H173ZM201 258V257H200ZM213 258V257H212ZM90 259V258H88ZM171 259V258H170ZM100 260V259H99ZM87 261V260H86ZM209 261V260H208ZM83 263V262H82ZM139 263V262H138ZM84 264V263H83ZM95 264V263H94Z\"/></svg>", "mask_w": 264, "mask_h": 264}]
</instances>
